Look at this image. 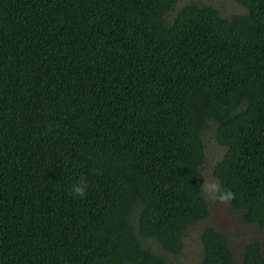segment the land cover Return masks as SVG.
Here are the masks:
<instances>
[{
    "label": "trees",
    "instance_id": "obj_1",
    "mask_svg": "<svg viewBox=\"0 0 264 264\" xmlns=\"http://www.w3.org/2000/svg\"><path fill=\"white\" fill-rule=\"evenodd\" d=\"M178 1L0 0V264H177L212 124L221 192L264 230V0ZM200 242L199 264H264Z\"/></svg>",
    "mask_w": 264,
    "mask_h": 264
},
{
    "label": "rangeland",
    "instance_id": "obj_2",
    "mask_svg": "<svg viewBox=\"0 0 264 264\" xmlns=\"http://www.w3.org/2000/svg\"><path fill=\"white\" fill-rule=\"evenodd\" d=\"M196 1L217 7L223 16L246 11V8L237 0H179L177 8ZM215 132V126L212 124L203 136L206 149L205 162L200 170L203 184L206 181L218 183V179L213 175V167L222 159L225 153V148L216 140ZM205 195L209 203L210 215L206 220L196 223L185 236L184 250L174 259L177 264H199L202 252L200 233L207 225L215 226L226 235L237 263L242 260L246 245L253 240L261 242L264 252L263 229L257 225L243 223L240 218V212L233 210L229 203H221L212 199L218 193L209 194L205 192ZM151 245L154 249L160 250L157 243L151 242Z\"/></svg>",
    "mask_w": 264,
    "mask_h": 264
},
{
    "label": "clouds",
    "instance_id": "obj_3",
    "mask_svg": "<svg viewBox=\"0 0 264 264\" xmlns=\"http://www.w3.org/2000/svg\"><path fill=\"white\" fill-rule=\"evenodd\" d=\"M87 187L88 185H87L86 180H84V178H81L77 185H73L72 193L80 197H83L86 194ZM202 190L209 194L219 193V195L213 196L212 199L219 201L221 203H230L235 198V193L231 191L221 192L220 185L215 182L206 181L202 185Z\"/></svg>",
    "mask_w": 264,
    "mask_h": 264
}]
</instances>
